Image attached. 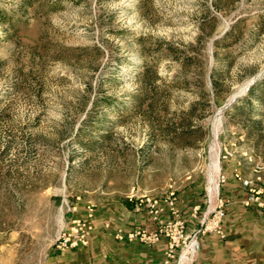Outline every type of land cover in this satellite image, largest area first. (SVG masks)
<instances>
[{"label": "rangeland", "instance_id": "1", "mask_svg": "<svg viewBox=\"0 0 264 264\" xmlns=\"http://www.w3.org/2000/svg\"><path fill=\"white\" fill-rule=\"evenodd\" d=\"M214 1L0 0V264L257 258L264 102L241 100L264 79V0Z\"/></svg>", "mask_w": 264, "mask_h": 264}, {"label": "trees", "instance_id": "2", "mask_svg": "<svg viewBox=\"0 0 264 264\" xmlns=\"http://www.w3.org/2000/svg\"><path fill=\"white\" fill-rule=\"evenodd\" d=\"M222 0H215L214 5L216 8L220 7ZM260 30H264V25H260ZM142 52H146V49L143 48ZM192 58H185L182 61L183 67L186 68L188 65L192 62ZM252 72V71H251ZM158 73L156 71H153L152 68H150L148 65H144V70L139 76V81L141 87L139 88L140 91L143 92L142 98L140 99L141 105L144 103L145 99L148 97V93L151 92V89L153 91L155 90L154 83L156 79L158 78ZM211 80H212V86L215 93L221 88V82L216 78L217 74L215 73L214 69L211 71ZM195 84L198 83V81L194 82ZM199 96L202 97L204 100L206 98V94L203 92H199ZM135 96H132V99H134ZM253 100L263 101L264 102V79L257 82L255 85H253L249 90L247 95L241 100V103H244L246 106H251L253 104ZM111 99L104 97L102 102L106 105L111 104ZM132 103V100L129 102V104ZM124 102H121L120 105H123ZM210 108V105L206 101H198L190 107V114H195V111L198 109L207 111ZM236 110L239 112L242 111V108L240 106L235 107ZM260 122L253 123V127L256 130L260 129Z\"/></svg>", "mask_w": 264, "mask_h": 264}, {"label": "built area", "instance_id": "3", "mask_svg": "<svg viewBox=\"0 0 264 264\" xmlns=\"http://www.w3.org/2000/svg\"><path fill=\"white\" fill-rule=\"evenodd\" d=\"M262 169V167L260 166H257V171L259 172L260 170ZM238 180L241 182V184L248 188L251 186V182L248 181V180H245V179H242L241 177H238ZM257 198L254 197V195H250L248 197V200H247V205L252 203V202H257ZM226 217V213L225 211L222 209V206L219 207L214 215H213V223H212V226H213V230H215L219 235H221V237H223V233L221 232V228H220V224L221 222L225 219Z\"/></svg>", "mask_w": 264, "mask_h": 264}, {"label": "crops", "instance_id": "4", "mask_svg": "<svg viewBox=\"0 0 264 264\" xmlns=\"http://www.w3.org/2000/svg\"><path fill=\"white\" fill-rule=\"evenodd\" d=\"M257 249L258 254L256 259H248L246 260V264H264V242H258L256 244H252V247H248L247 249ZM244 261V259L242 258Z\"/></svg>", "mask_w": 264, "mask_h": 264}, {"label": "water", "instance_id": "5", "mask_svg": "<svg viewBox=\"0 0 264 264\" xmlns=\"http://www.w3.org/2000/svg\"><path fill=\"white\" fill-rule=\"evenodd\" d=\"M262 79H263L262 75H260V76L256 77L255 79H253V80L247 85V87L245 88V91H248V90L250 89L251 86H253L258 80H262ZM241 96H242V94H241V95L234 96L233 99L231 100V103H230V104H232L237 98H240Z\"/></svg>", "mask_w": 264, "mask_h": 264}]
</instances>
